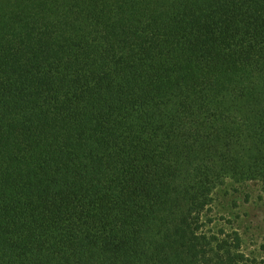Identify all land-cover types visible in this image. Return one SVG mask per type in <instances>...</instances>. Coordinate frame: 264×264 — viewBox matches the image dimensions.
Instances as JSON below:
<instances>
[{
    "label": "trees",
    "instance_id": "trees-1",
    "mask_svg": "<svg viewBox=\"0 0 264 264\" xmlns=\"http://www.w3.org/2000/svg\"><path fill=\"white\" fill-rule=\"evenodd\" d=\"M228 181L264 204V0H0V264H264Z\"/></svg>",
    "mask_w": 264,
    "mask_h": 264
},
{
    "label": "rangeland",
    "instance_id": "rangeland-1",
    "mask_svg": "<svg viewBox=\"0 0 264 264\" xmlns=\"http://www.w3.org/2000/svg\"><path fill=\"white\" fill-rule=\"evenodd\" d=\"M258 195L256 183L234 184L228 181L214 193L208 219L211 221L209 228L213 230L232 226L241 236L244 252L262 257L264 204Z\"/></svg>",
    "mask_w": 264,
    "mask_h": 264
}]
</instances>
